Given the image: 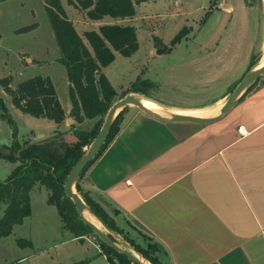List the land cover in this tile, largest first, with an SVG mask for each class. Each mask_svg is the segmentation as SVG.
<instances>
[{"label":"crops","instance_id":"crops-1","mask_svg":"<svg viewBox=\"0 0 264 264\" xmlns=\"http://www.w3.org/2000/svg\"><path fill=\"white\" fill-rule=\"evenodd\" d=\"M244 2L226 0L215 7L229 20L214 60L186 63L199 70L187 93L204 102L179 107L144 97L178 113L218 109L251 70L252 57L258 58L257 67L264 56V11ZM254 14L257 19L249 20ZM102 20L86 25L99 30ZM227 54L229 70H223L220 62ZM62 106L66 120L43 133L46 141L77 123L72 101ZM123 119L120 132L80 180L86 192L153 239L169 264H264V76L228 115L210 125L168 124L136 108H128ZM92 122L99 118L73 130L88 132ZM42 188L38 184L32 192Z\"/></svg>","mask_w":264,"mask_h":264},{"label":"rangeland","instance_id":"rangeland-1","mask_svg":"<svg viewBox=\"0 0 264 264\" xmlns=\"http://www.w3.org/2000/svg\"><path fill=\"white\" fill-rule=\"evenodd\" d=\"M71 1L77 2L62 0L63 7L68 10L70 17L78 22L76 31L84 37L85 31L95 29L86 25V21H89L86 12L77 9ZM133 1L136 15L127 25L137 30L138 51L129 58L116 53L115 61L103 70L118 93L117 101L135 84V90L165 104L185 107L204 102L206 98L187 93L189 87L194 85L193 77L199 76V70L195 73L196 69H189L186 63L188 60H214L220 50V40L227 38L223 27L227 26L229 20V17L219 13L215 7L219 2L226 0ZM228 1L234 5L245 4L244 0ZM250 1L264 11L263 0ZM256 19L257 14L249 18L252 21ZM121 20L107 16L103 18L102 24H121ZM28 27L33 28L26 32L21 31ZM182 32V36L177 40ZM0 33V97L15 123L18 142L22 145L32 144L35 137L53 132V126L56 124L25 114L15 107L2 81L11 79V87L16 89L18 84L26 80L38 76L49 77L62 105L71 103L68 85L70 82L66 67L59 62L62 54L47 14L46 0H8L1 3ZM85 43L92 51L87 40ZM228 56L227 54L225 60L220 62H224L223 70L229 68L226 65ZM26 58L31 60L27 61ZM160 106L166 111L172 110ZM73 123L70 121V125ZM99 123L92 122L87 131L94 130ZM78 124L72 125L71 130L67 132H58V135L53 137L58 138L55 143L60 145V138L71 134ZM13 130L14 127L8 120L0 116V153H9L7 147L13 143ZM46 138L44 136L34 141L40 143L46 141ZM18 166L17 162L0 158V183H5ZM76 192L82 197L77 190ZM48 198L45 188L31 192L32 216L26 218L22 225L14 227L11 236L0 238V264H75L82 261L87 264H111L100 254L101 245L94 235L74 240V235L64 228L57 209L47 203ZM95 201L103 208L118 231L108 226L134 249L136 247L126 238L134 240L144 248L150 246L159 256L163 254L162 248L138 227L130 222H123L114 209L98 200ZM5 210V205H1L0 220ZM87 217L100 225L92 215L87 214ZM100 228L107 233L101 225ZM111 258L113 263L120 264L117 259Z\"/></svg>","mask_w":264,"mask_h":264},{"label":"trees","instance_id":"trees-1","mask_svg":"<svg viewBox=\"0 0 264 264\" xmlns=\"http://www.w3.org/2000/svg\"><path fill=\"white\" fill-rule=\"evenodd\" d=\"M6 1L8 0H0V4ZM71 3L77 9L85 11L91 21H100L107 16L123 20L134 18L136 15L133 0H77V2L71 1ZM46 4L47 14L62 54L59 62L66 67L70 82L69 93L73 105L71 117L77 123H83L86 119L99 118L100 123L97 128L88 132L73 130L71 134L60 138V145L55 143L58 138L22 145L17 140L18 131L15 128V123L4 100L0 97V116L7 119L14 127L13 143L7 147L9 153H0V158L19 163L10 178L5 183H0V207L1 205L6 206L5 214L0 220V238L11 236L14 227L22 225L25 219L32 215L31 192L39 184L50 192L48 204L57 209L64 228L71 232L75 239L94 235L101 245L102 254L107 257L109 263L115 264L112 262L111 257H113L120 264H134L126 256L100 241L93 230L80 219L75 205L65 196L64 185L73 166L99 133L108 111L117 102L118 93L103 69L115 61L116 53L129 58L138 51L137 30L130 25L114 24L103 25L99 30L87 31L84 37L89 43L91 51L86 45L84 37L76 31L74 23L68 19L62 0H46ZM32 28H24L21 31L26 32ZM182 34L183 32L180 33L177 40ZM256 64H258V58L253 56L250 69ZM2 82L6 92L12 97L14 106L25 114L38 119H47L56 124H61L66 120L65 111L49 77L38 76L26 80L18 84L16 89L11 87V79H5ZM134 87L135 84L120 99L131 93L146 95L135 90ZM126 110L128 108L124 109L116 118L111 134L96 159L104 153L111 141L120 132L123 124V122L121 123L123 113ZM69 135L73 136L76 141L69 142ZM63 136L61 135V137ZM96 159L89 164L84 174ZM76 188L93 211L112 229L118 231L116 225L104 213L103 208L88 192H85L80 182ZM148 238L151 240L150 237ZM126 239L153 264H169L164 254L159 256L156 251L151 250L150 246L144 248L134 240Z\"/></svg>","mask_w":264,"mask_h":264},{"label":"water","instance_id":"water-1","mask_svg":"<svg viewBox=\"0 0 264 264\" xmlns=\"http://www.w3.org/2000/svg\"><path fill=\"white\" fill-rule=\"evenodd\" d=\"M263 76L264 66L259 67L258 65L257 67L251 69L231 92L226 101L218 106L220 107L219 113L209 118L172 113L169 110L166 111L165 109L163 112L153 111L146 107L136 94H128L126 97L117 101L108 111V114L96 138L71 169L64 185L65 196L75 205L80 219L93 230L94 234L99 238L100 241L105 243L108 247L114 249L116 252L126 256L134 264H153L141 252H139L137 249H134V247H132L127 241L116 234V232H114V230H112L108 224H106V222L100 218L85 202V200L76 192V187L80 182L86 168L100 154L111 134L116 118L124 109L130 107L136 108L147 116L168 124L210 125L220 121L226 115H228L244 98L254 83ZM43 137L44 135L41 134L35 138V141ZM87 214L92 215L94 219L102 227H104L105 230H107V233L98 227L96 223L91 221L87 217Z\"/></svg>","mask_w":264,"mask_h":264},{"label":"bare ground","instance_id":"bare-ground-1","mask_svg":"<svg viewBox=\"0 0 264 264\" xmlns=\"http://www.w3.org/2000/svg\"><path fill=\"white\" fill-rule=\"evenodd\" d=\"M264 66V56L262 57V61L261 64L259 65V67H263ZM140 100L142 101V103L148 107L149 109L153 110V111H157V112H163L164 111V107L153 103L152 101H150L149 99H146L144 96H139ZM220 111V107L217 109H213L211 111H207V112H203L201 113H194V114H185V113H178V112H174L173 110H170V112L172 113H177V114H182V115H191V116H197V117H203V118H209V117H213L215 115H217ZM216 112V113H215ZM215 113V114H213ZM91 220V219H90ZM92 221V220H91ZM94 222V221H93ZM95 223V222H94ZM97 224V223H96ZM98 225V224H97ZM98 227H100V225H98Z\"/></svg>","mask_w":264,"mask_h":264}]
</instances>
